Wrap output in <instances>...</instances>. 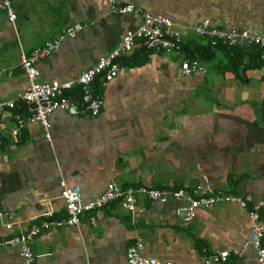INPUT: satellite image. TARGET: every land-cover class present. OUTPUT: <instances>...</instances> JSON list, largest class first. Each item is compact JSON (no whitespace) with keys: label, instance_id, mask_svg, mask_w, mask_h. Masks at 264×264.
Masks as SVG:
<instances>
[{"label":"crops","instance_id":"obj_1","mask_svg":"<svg viewBox=\"0 0 264 264\" xmlns=\"http://www.w3.org/2000/svg\"><path fill=\"white\" fill-rule=\"evenodd\" d=\"M114 1L169 19L187 51L122 55L115 78L105 85L100 79L93 83L103 101L98 115L71 117L52 111L49 141L33 123L12 143L13 116L26 117L29 107L16 103L14 111L2 112L0 238L23 232L45 213L60 216V180L78 186L83 201L113 183L120 189L250 194L253 201L264 203V49L258 52L259 67L238 75L217 71L215 64L229 56L215 47L210 68L199 62L203 73H180L185 54L201 44L192 27L203 19L222 31L264 37V0ZM11 8L13 24L0 10V101H14L26 86L18 67L20 52L28 53L80 24L75 38L63 40L37 63L38 83L73 81L140 23L138 15L112 13L107 0H11ZM133 55L134 60L144 58L143 63L130 64ZM134 198L133 213L113 201L82 214L75 227L39 234L30 243L35 264H127L125 249L137 238L146 257L203 264L210 254L238 248L247 237L246 209L234 203L198 209L184 224L174 215L181 201ZM261 213L264 217V207ZM18 254L17 246L0 247V264H21ZM222 264L256 262L247 250Z\"/></svg>","mask_w":264,"mask_h":264},{"label":"built area","instance_id":"obj_2","mask_svg":"<svg viewBox=\"0 0 264 264\" xmlns=\"http://www.w3.org/2000/svg\"><path fill=\"white\" fill-rule=\"evenodd\" d=\"M110 11L116 15H138L140 23L132 31L126 32L119 44L106 56H101L90 67L84 69L73 81L38 83L39 71L37 63L56 51L63 40L73 39L81 31L80 24L66 27L53 38L45 41L41 46L28 53L20 52L18 67L21 69L26 86L14 101H0V114L14 111L15 104L27 105L29 114L21 117L13 116V128L9 131L12 143L18 142L21 129L28 124L37 123L45 131V139L49 141L47 130L49 128L48 115L55 110L61 111L71 117L97 116L101 106L102 97L94 92L93 83L100 79L105 85L116 77L118 73L117 59L134 50L153 52H172L181 49L182 39L173 23L158 15L143 11L133 5H119L114 0H107ZM0 10L4 11L9 23L13 24L15 14L11 8V0H0ZM195 37L209 40L211 44L219 43L226 47L249 49L256 47L264 49V37L254 35L244 30L222 31L213 27L206 19L201 20L192 27ZM204 67L195 60L180 62V73L189 76L193 73L204 72ZM77 90L76 96L72 92ZM59 197L64 203L63 213L55 217L51 212L45 213L39 219L32 220L28 227L21 233L0 238V247L17 246L21 264H35V257L30 250L31 241L41 233L54 231L61 228L75 227L79 224L80 216L84 213L101 209L113 201H119L123 210L134 212V197L142 196L150 202L165 203L168 199L181 201L174 210V215L181 223L191 222L198 209H210L220 203H234L246 209L247 237L238 248H227L210 254L203 260V264H222L229 257H241L251 250L256 264H264V221L260 218V211L264 207L262 201H253L250 194H225L211 192L197 195L196 190L180 188L172 191L159 190L148 187L118 188L113 183H107L102 192L90 201H83L80 189L76 185H66L63 180L58 182ZM7 216V214H3ZM143 245L139 238L126 247L125 261L127 264H170L143 255Z\"/></svg>","mask_w":264,"mask_h":264},{"label":"trees","instance_id":"obj_3","mask_svg":"<svg viewBox=\"0 0 264 264\" xmlns=\"http://www.w3.org/2000/svg\"><path fill=\"white\" fill-rule=\"evenodd\" d=\"M212 47H215L220 50V52H224L229 57L227 61H225L222 64H215V68L217 71H231L233 74H239V71L242 72L246 69H255L259 67L258 62V52L261 50L256 47H252L249 49H237L232 47H226L224 45H221L219 43H214L213 45L209 40H204V43H196L194 46V49L191 50L189 53H186L184 56V60H195L197 62H203L208 63L212 60L214 55V50H212ZM181 49L183 51H187L186 48L181 45ZM139 53L146 50H136ZM138 52L136 54H138ZM135 55H133L129 63L133 65H139L143 63L144 58H141L140 60H134ZM77 90L72 92L73 97L76 96ZM260 218L264 221V217L260 211L259 213Z\"/></svg>","mask_w":264,"mask_h":264},{"label":"rangeland","instance_id":"obj_4","mask_svg":"<svg viewBox=\"0 0 264 264\" xmlns=\"http://www.w3.org/2000/svg\"><path fill=\"white\" fill-rule=\"evenodd\" d=\"M196 38H197V37H196ZM196 38H195V39H196ZM196 40H197V39H196ZM203 41H204V39H201V40L198 39V40H197V42H200V43H203ZM215 51H216V50H215ZM218 55H219V53H218V51H216V58H218ZM210 64H211V63H207L206 66H207L208 68H210V66H211Z\"/></svg>","mask_w":264,"mask_h":264}]
</instances>
